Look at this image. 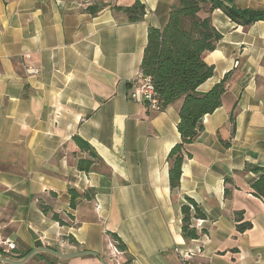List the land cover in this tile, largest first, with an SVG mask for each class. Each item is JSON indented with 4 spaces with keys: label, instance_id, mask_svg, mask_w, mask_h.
Returning <instances> with one entry per match:
<instances>
[{
    "label": "crops",
    "instance_id": "1",
    "mask_svg": "<svg viewBox=\"0 0 264 264\" xmlns=\"http://www.w3.org/2000/svg\"><path fill=\"white\" fill-rule=\"evenodd\" d=\"M98 1L108 6L91 16ZM138 1L145 14L129 23L111 8L135 0H0V258L38 251L23 264H183L188 252L189 264H264V201L250 188L257 176L244 172L264 168V21L243 27L210 15L221 39L204 54L213 75L197 92L224 82V95L184 146L171 190L182 99L153 112L129 96L147 31L164 28L175 0ZM222 1L264 10V0ZM74 137L99 157L89 173L77 169L89 155ZM69 189L89 198L72 209ZM187 199L205 215L192 219L195 240L181 233ZM237 214L251 224L243 233ZM111 234L125 246L116 257Z\"/></svg>",
    "mask_w": 264,
    "mask_h": 264
},
{
    "label": "trees",
    "instance_id": "2",
    "mask_svg": "<svg viewBox=\"0 0 264 264\" xmlns=\"http://www.w3.org/2000/svg\"><path fill=\"white\" fill-rule=\"evenodd\" d=\"M107 6L108 4L98 1L88 6L87 12L95 16ZM111 9L114 13L123 15L129 23L139 22L145 14V7L138 0H135L131 7ZM217 10L233 23L243 27L264 21V10L238 9L222 0H175L170 7L164 28L162 30L149 28L147 31V44L140 64L141 73L151 79L161 110L182 99L177 124L181 143L171 149L167 159L171 190L179 186L184 146L196 139L202 130V127H197L199 120L219 108L224 95V82L205 94L197 92V88L213 75V67L208 66L203 57L204 54L214 51L221 39V34L214 28L210 18ZM229 120L234 125L233 112L230 113ZM73 141L81 151L89 155V158L78 161L77 169L89 173L95 162L99 161V157L79 137H74ZM228 145V142L225 143V146ZM244 172H251L257 176L250 188L253 196L264 201V168L247 164ZM68 194L72 209L75 208L77 199L89 198L75 189H69ZM225 195H229L228 189H225ZM43 210L48 213L47 209ZM181 214L182 237L185 240L197 239L198 234L192 226V219H205V215L191 199H187V205L181 208ZM51 218L60 225H65L58 214L53 213ZM236 221L239 223L236 226L239 233L251 228L250 223H240L241 214H237ZM110 236L117 242L118 248L124 251L125 246L117 235Z\"/></svg>",
    "mask_w": 264,
    "mask_h": 264
},
{
    "label": "built area",
    "instance_id": "3",
    "mask_svg": "<svg viewBox=\"0 0 264 264\" xmlns=\"http://www.w3.org/2000/svg\"><path fill=\"white\" fill-rule=\"evenodd\" d=\"M28 72L36 73L35 70L29 69ZM133 90L130 93V100L138 103H144L150 111L159 112L161 111L160 102L158 96L154 90L151 79L147 76H144L142 73L137 75V78L132 82ZM199 223V222H198ZM0 244H4L1 243ZM10 250L14 249V245H8ZM112 251L119 255L121 252L117 247V242L113 241L111 245ZM180 261L183 264H189L188 261L192 257L191 253H184L179 255Z\"/></svg>",
    "mask_w": 264,
    "mask_h": 264
},
{
    "label": "water",
    "instance_id": "4",
    "mask_svg": "<svg viewBox=\"0 0 264 264\" xmlns=\"http://www.w3.org/2000/svg\"><path fill=\"white\" fill-rule=\"evenodd\" d=\"M41 250H43V251H49V252H51V253H54V254H57L56 252H53V251H50V250H47V249H41ZM38 251H33L32 253H30L25 259H23V260H21V261H19V262H14V261H9V260H7V259H3V258H0V261L1 262H4V263H6V264H23V263H25L31 256H33L34 254H36ZM91 254H93V255H95V256H97L96 254H94V253H91ZM80 255V254H79ZM60 256V255H59ZM74 256H76V255H74ZM69 257V256H68ZM68 257H65V258H68Z\"/></svg>",
    "mask_w": 264,
    "mask_h": 264
},
{
    "label": "rangeland",
    "instance_id": "5",
    "mask_svg": "<svg viewBox=\"0 0 264 264\" xmlns=\"http://www.w3.org/2000/svg\"><path fill=\"white\" fill-rule=\"evenodd\" d=\"M255 1H256V0H254V2H255ZM28 70H29V69H28ZM28 70H27V71H28ZM117 247H118V246H117ZM118 249H119V248H118ZM119 250H121V249H119ZM120 252H121V251H120ZM113 256H115V257H116V256H117V254H115V253L113 252ZM13 258H14V259H16V257H13Z\"/></svg>",
    "mask_w": 264,
    "mask_h": 264
}]
</instances>
